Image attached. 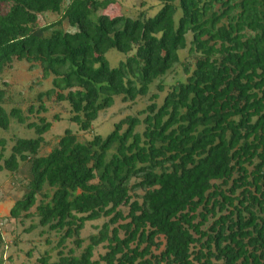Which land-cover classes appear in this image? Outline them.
Here are the masks:
<instances>
[{"label":"trees","instance_id":"obj_1","mask_svg":"<svg viewBox=\"0 0 264 264\" xmlns=\"http://www.w3.org/2000/svg\"><path fill=\"white\" fill-rule=\"evenodd\" d=\"M64 1L0 0V76L25 62L51 80L26 115L2 107L0 84V130L15 120L35 135L16 139L8 158L0 139V172L15 175L24 163L30 173L9 218L35 209L38 226L59 235L52 264H264V0H159L146 20L98 14L105 1ZM47 13L60 19L38 27ZM63 22L74 32L56 29ZM188 35L194 67L182 63L186 83L160 106L151 95L106 138L80 143L65 130L39 156L52 128L45 100L67 104L69 122L88 132L115 98L147 97L180 64ZM111 50L126 56L116 68ZM100 220L76 256L85 224ZM68 241L76 250L65 255ZM38 264H50L49 255Z\"/></svg>","mask_w":264,"mask_h":264},{"label":"rangeland","instance_id":"obj_2","mask_svg":"<svg viewBox=\"0 0 264 264\" xmlns=\"http://www.w3.org/2000/svg\"><path fill=\"white\" fill-rule=\"evenodd\" d=\"M69 0L64 1L63 8ZM106 2L104 11L98 14L107 15L110 18L127 17L130 19L142 18L146 20L152 18L161 8L159 0H100ZM12 5L2 6V12L8 14L11 12ZM180 14L177 15V18ZM60 15L42 14L38 16L37 26L43 27L57 22ZM63 32H74L66 22L59 27ZM48 36V35H47ZM192 40L191 35L187 36V48L179 52L180 64L165 77L155 81L149 87V95L145 98H138L134 103H123L121 98L114 99V105L99 114L98 119L93 123L88 132H80L78 128L69 122L70 112L67 104L56 105L51 101L45 100L48 112L43 115L47 121L52 122V128L44 135V144L41 147L39 156L45 157L56 146L59 138L65 130H70L76 136L78 142L84 143L91 141L94 136L106 138L113 126L128 116H135L138 112L144 110L150 105L149 97L157 94L159 99L157 105H161L164 97L173 87L185 84L187 76L183 72L182 63L189 64L191 70L194 67V59L188 57V48ZM134 54V51L128 56ZM126 56L111 50L107 53L106 59L111 68H116ZM29 66L25 62H14L11 68L4 71L0 76L1 89L5 90V103L3 108L9 112L13 108H20L26 115L28 106L35 104L38 94L43 93L51 88V80L43 81L39 69L29 71ZM158 86L163 88L162 92L158 91ZM59 116L58 122H53V117ZM29 122H37L35 116L29 117ZM143 127L137 129L142 132ZM33 139L34 132L26 129L25 126L19 125L15 120H11L10 127L7 131L0 130V139L6 141L5 158L10 155V150L16 139ZM19 171L12 175L7 171L0 172V261L2 264H38V261L46 254L50 257V264L58 260V251L55 246L59 240V235L47 232L38 226V219L35 215V209L30 211L33 217L29 219L13 220L9 218V211L13 205L20 200L25 194V186L30 180L29 165L20 163ZM104 220L89 222L85 224L81 232V238L85 241L80 250H76L72 241H68L62 249L63 254L67 255L69 250L75 249V255L79 256L82 249L88 244V238L97 233L98 228ZM33 228L29 231L30 228ZM41 232H44L41 234ZM105 250L99 247L95 251V259L98 255H103Z\"/></svg>","mask_w":264,"mask_h":264}]
</instances>
